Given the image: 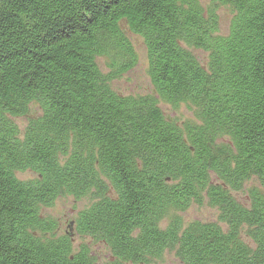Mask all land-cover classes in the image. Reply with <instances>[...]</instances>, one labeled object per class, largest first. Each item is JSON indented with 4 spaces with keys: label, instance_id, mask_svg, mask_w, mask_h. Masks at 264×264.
Segmentation results:
<instances>
[{
    "label": "trees",
    "instance_id": "obj_1",
    "mask_svg": "<svg viewBox=\"0 0 264 264\" xmlns=\"http://www.w3.org/2000/svg\"><path fill=\"white\" fill-rule=\"evenodd\" d=\"M132 36L152 94L112 87L138 62ZM63 197L88 203L62 233L42 211ZM204 203L218 220L178 214ZM165 252L264 264V0H0V264Z\"/></svg>",
    "mask_w": 264,
    "mask_h": 264
},
{
    "label": "rangeland",
    "instance_id": "obj_2",
    "mask_svg": "<svg viewBox=\"0 0 264 264\" xmlns=\"http://www.w3.org/2000/svg\"><path fill=\"white\" fill-rule=\"evenodd\" d=\"M219 13L221 16V30L225 32L227 30L228 22L231 20L232 13L228 8H220ZM132 41L138 56V62L130 71L126 72L120 79L112 83V87L121 94L125 95H148L152 94V87L147 75V59L146 52L142 40L137 36H132ZM201 55V54H200ZM98 65L102 71H106L104 58L97 60ZM152 92V93H151ZM160 104V103H159ZM160 106V105H159ZM164 114L171 119H183L192 118V112L185 106L173 108L169 105H161ZM18 123L22 125L25 123L24 118H20ZM21 178H27L30 176L28 172L18 175ZM258 185L255 179H251L245 182L244 191ZM244 193V192H243ZM236 196L241 200L242 193H237ZM87 200H75L72 197H63L55 201L54 205L50 208H44L43 213L54 218L59 223L60 232L69 230V223L73 221L78 210L87 205ZM179 216L186 222L189 221H216L218 220V211L207 205H192L184 212L178 213ZM70 231V230H69ZM71 232V231H70ZM75 242H81L77 236H73ZM94 253L96 254L99 262H104L110 259V253L102 244L92 245ZM160 261L152 264H180L172 252H165Z\"/></svg>",
    "mask_w": 264,
    "mask_h": 264
}]
</instances>
